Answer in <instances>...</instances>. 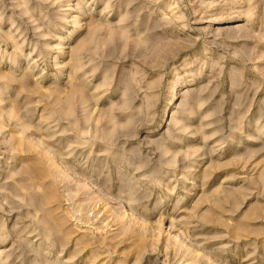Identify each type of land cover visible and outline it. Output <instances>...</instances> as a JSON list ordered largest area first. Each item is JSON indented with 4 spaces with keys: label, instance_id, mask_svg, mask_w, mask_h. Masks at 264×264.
<instances>
[{
    "label": "rangeland",
    "instance_id": "1",
    "mask_svg": "<svg viewBox=\"0 0 264 264\" xmlns=\"http://www.w3.org/2000/svg\"><path fill=\"white\" fill-rule=\"evenodd\" d=\"M0 264H264V0H0Z\"/></svg>",
    "mask_w": 264,
    "mask_h": 264
}]
</instances>
